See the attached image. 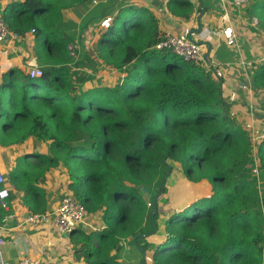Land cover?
<instances>
[{
  "label": "trees",
  "instance_id": "obj_1",
  "mask_svg": "<svg viewBox=\"0 0 264 264\" xmlns=\"http://www.w3.org/2000/svg\"><path fill=\"white\" fill-rule=\"evenodd\" d=\"M94 1H14L2 12L11 31L33 30L44 65L41 76L17 67L2 74L0 144L32 136L50 142L48 154L32 151L16 159L11 184L25 191L31 212H46V173L59 165L66 169L73 196L103 222L90 232L70 233L85 264H127L121 259L126 240L140 255L154 249L156 264H264V141L257 151L258 178L251 135L231 113L216 74L203 61L157 48L165 33L149 7ZM68 8L79 17L80 9L87 13L80 21L66 20ZM168 8L186 20L194 11L190 0H169ZM248 11L264 28V0H253ZM110 15L97 57L122 76L114 86L82 88L92 80L81 70L93 61L91 51L82 38L75 62L69 45ZM253 83L264 85V62ZM6 88H13L9 99ZM183 177L208 179L213 194L171 212L167 240L148 243L146 237L157 232L158 197ZM0 209L1 217L10 212Z\"/></svg>",
  "mask_w": 264,
  "mask_h": 264
},
{
  "label": "crops",
  "instance_id": "obj_2",
  "mask_svg": "<svg viewBox=\"0 0 264 264\" xmlns=\"http://www.w3.org/2000/svg\"><path fill=\"white\" fill-rule=\"evenodd\" d=\"M14 1L23 0H0V12H3L9 3ZM125 1L128 4L149 7L157 16L160 29L164 33H180L185 28H189L190 37L202 42L199 33L202 28L225 29L222 37L203 43L204 51L205 55L208 54L209 61L212 62L213 72L222 82V94L231 113L238 118L252 137L264 123V85L253 87V74L257 66L264 62V32L257 29L255 18L258 17L256 14L249 13V4H245L241 8L235 6L231 0H190L194 5V11L191 18L186 20L169 10V0ZM80 13H83L82 16H84L87 11L85 8L80 9ZM82 16L79 17L73 8L64 10L66 20L80 21ZM111 17L112 15L105 19L99 28L93 29L97 32L98 38L102 29L110 23ZM84 34H87V30ZM229 36L236 37V44L229 45L227 43ZM95 41L97 43L98 40ZM36 44V35L32 30L23 35L20 34L19 39L11 37L0 43V85L2 74L12 68L17 67L28 72L30 67L44 65L36 55ZM98 60L102 63L101 59ZM18 81L19 79L16 78L14 84H17ZM12 92L13 88L3 90L5 98H8V93ZM49 146V141H39L33 137L25 142L8 146L0 144V166L7 176L11 189L8 208L10 212L1 217L0 209V223H3L6 218L7 242L3 247V253L4 257L12 264L19 263L24 257L37 260L38 264H85L84 258L76 254L70 234L60 233L53 225L49 224L39 227L25 224L26 216L31 213L24 203L25 191L14 187L9 180L10 173L16 166V159L19 156L32 151L48 154ZM69 184L68 173L62 165L52 168L46 173V178L41 186L50 191L48 210L55 209L64 195L72 194ZM212 194L213 186L208 179L194 182L183 177L168 186L165 200L161 199L158 203L162 231H159V227H157V232L147 236L146 241L150 244L164 243L168 238L166 220L170 213L182 211L198 199L209 197ZM98 215L101 216L100 213ZM90 216L93 217L91 220L94 222L93 224L97 221L99 228L103 227V222L101 225L99 217L95 220L93 214ZM84 226L86 225L81 224L78 228L83 229ZM154 253V249H147L145 255L143 253L140 255L126 240L123 243L121 259L127 264H156Z\"/></svg>",
  "mask_w": 264,
  "mask_h": 264
},
{
  "label": "built area",
  "instance_id": "obj_3",
  "mask_svg": "<svg viewBox=\"0 0 264 264\" xmlns=\"http://www.w3.org/2000/svg\"><path fill=\"white\" fill-rule=\"evenodd\" d=\"M249 0H231V2L237 7H243ZM95 4L98 2L95 0ZM255 22H259L255 18ZM33 31V30H32ZM225 32L224 28L204 27L200 30V36L202 42L196 41L190 37L189 28H185L180 33L166 32L163 39L156 45L158 49L168 48L174 53L182 57L186 61H203L205 66L210 70L212 68V62L205 58V51L203 43L211 41L214 38L222 37ZM19 39L20 34L13 32L9 29L6 21L0 12V43L5 42L9 38ZM236 37H227V43L229 45L236 44ZM28 73L31 76H41L43 74L42 66H33L28 69ZM264 140V123L261 124L259 130L255 132L251 137L252 150L255 161V173L260 178L259 158L257 151L259 143ZM11 196V189L9 187L8 179L4 171L0 166V207L4 209L9 208V198ZM150 205V203H149ZM89 212L86 206L77 200L72 194H66L60 200L59 205L46 212L29 213L25 218V224L32 227H39L44 224L53 225L60 233L70 234L73 230L78 228L81 224L85 223ZM6 220V218H5ZM0 223V264H12L9 262L3 253V247L7 242V236L5 229L7 228V220ZM17 264H38L37 260H31L28 257H24Z\"/></svg>",
  "mask_w": 264,
  "mask_h": 264
},
{
  "label": "rangeland",
  "instance_id": "obj_4",
  "mask_svg": "<svg viewBox=\"0 0 264 264\" xmlns=\"http://www.w3.org/2000/svg\"><path fill=\"white\" fill-rule=\"evenodd\" d=\"M252 1L253 0H249V1H247L248 3H246V4H251ZM257 17H258L257 19L259 20V22L257 23V27H258L257 29H259L260 31L262 30L264 32V28L261 27V20H260L259 16H257ZM95 27L99 28L100 25L89 26V28L87 29V34L86 35L84 34L85 36H83V37L82 36L75 37V41H73L69 45V49L72 52V56L73 57L75 56V62L77 61L76 58H78L79 54H80L79 41L82 38H83V44L85 46H87V49H89L91 51V57L93 56L92 57L93 61L91 63H89L85 68L84 67H82V69L80 68L81 70H85L87 72V74L90 77H92V80L85 82L82 85V88H90V87H92L93 85H96V84L114 86L119 81L120 77L122 76V73L119 70L113 69V67H109V66L105 65L104 63H101L98 60V57H97V55H98L97 43L95 41L96 39L98 40V36L96 34L97 32L93 30ZM72 64H74V60H73ZM17 84H19V81L17 82ZM8 94H9L8 96L10 97L12 93H8ZM9 97H8V99H9ZM4 98H5V95H4ZM33 138H35V137H33ZM259 172H260V170H259ZM254 174L256 175L255 170H254ZM172 184L173 183L169 184L168 186H170ZM167 190H168V187H167ZM167 193L162 194V195H160L158 197V199H157L158 203H159V200H161V199L165 200V196H166ZM72 195H73V193H72ZM96 213L98 215V212L89 213V216H88V218L86 220L87 222L82 224V225H86V226L82 227L85 232H90L92 230H95V229L99 228V226L97 225V221L95 222V224H93L94 222L91 221V220H93V217L90 216L91 214H93L95 216L94 217L95 220H97L98 217H99V219H101V216L98 215V217H97ZM155 222L157 224V227H159V231H162L161 230V228H162V220L160 219V213L159 212H158V214L156 216ZM87 223H89V224H87ZM101 225H102V219H101Z\"/></svg>",
  "mask_w": 264,
  "mask_h": 264
},
{
  "label": "water",
  "instance_id": "obj_5",
  "mask_svg": "<svg viewBox=\"0 0 264 264\" xmlns=\"http://www.w3.org/2000/svg\"><path fill=\"white\" fill-rule=\"evenodd\" d=\"M205 58L208 59V54L205 55ZM154 212H157V208H155ZM135 240H136V238H135ZM141 250H142V248H141ZM144 255H145V252H144ZM144 259H145V256H144Z\"/></svg>",
  "mask_w": 264,
  "mask_h": 264
}]
</instances>
